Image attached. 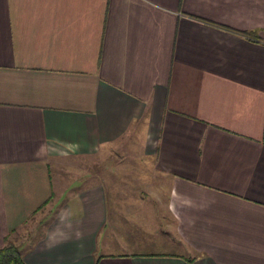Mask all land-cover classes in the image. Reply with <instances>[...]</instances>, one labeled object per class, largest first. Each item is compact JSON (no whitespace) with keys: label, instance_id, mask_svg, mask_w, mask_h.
<instances>
[{"label":"crops","instance_id":"obj_1","mask_svg":"<svg viewBox=\"0 0 264 264\" xmlns=\"http://www.w3.org/2000/svg\"><path fill=\"white\" fill-rule=\"evenodd\" d=\"M127 139L168 179L148 214L77 165ZM5 242L24 264H264V0H0Z\"/></svg>","mask_w":264,"mask_h":264},{"label":"rangeland","instance_id":"obj_2","mask_svg":"<svg viewBox=\"0 0 264 264\" xmlns=\"http://www.w3.org/2000/svg\"><path fill=\"white\" fill-rule=\"evenodd\" d=\"M123 146L124 147L120 148H105L95 153L91 159L77 161V165L82 167L83 170L85 167L88 170L92 169L99 179L100 176L103 175L106 181L110 182V186L106 184V190L110 189V194L107 195V200L109 201L108 207L111 208L114 204L120 203L115 199L118 193L123 194L125 199L123 202H125L126 206L140 203L142 205L139 206L142 208L143 212L148 214L150 210L155 209L156 202L154 196L162 194V190H165L167 187L168 179L151 169L148 162L141 157L143 154L141 151L142 148L133 147L128 139L124 142ZM74 162L76 165V161ZM49 170L51 177L54 178L57 172L56 168L50 165ZM75 170L79 171L77 169ZM129 209H132V207L129 206L128 210ZM34 227H31L30 235H35L37 233V229H34ZM26 236L28 235L23 234L21 240L23 241ZM149 238V235L143 234L137 239H141L143 242ZM134 239L135 235L133 234V240ZM115 245V242L111 244V246H114L111 249H118V246ZM169 251L178 253L176 249H171Z\"/></svg>","mask_w":264,"mask_h":264},{"label":"trees","instance_id":"obj_3","mask_svg":"<svg viewBox=\"0 0 264 264\" xmlns=\"http://www.w3.org/2000/svg\"><path fill=\"white\" fill-rule=\"evenodd\" d=\"M0 264H24L18 255L15 246L5 242L0 248Z\"/></svg>","mask_w":264,"mask_h":264}]
</instances>
